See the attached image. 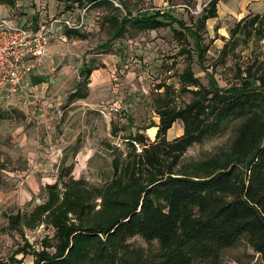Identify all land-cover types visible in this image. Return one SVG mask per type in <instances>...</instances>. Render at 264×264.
Listing matches in <instances>:
<instances>
[{
  "label": "trees",
  "instance_id": "16d2710c",
  "mask_svg": "<svg viewBox=\"0 0 264 264\" xmlns=\"http://www.w3.org/2000/svg\"><path fill=\"white\" fill-rule=\"evenodd\" d=\"M16 1L0 3L13 8ZM84 1L66 0L65 5L71 8V3ZM88 1L112 6L109 0ZM220 1H210L191 25L169 12L133 17L125 11V16L111 17L113 38L121 37L129 24L141 32L169 26L175 36L193 38L202 60L206 48L200 32L218 17ZM76 30L63 32L72 37L78 35ZM239 38L264 40V15H248L235 24L225 55L231 41ZM184 52L192 56L190 49ZM93 69L84 65L80 70L84 79L71 100L86 97L83 89ZM241 74L239 83L227 88L210 75L206 89L186 71L181 76L186 86L200 88L193 92L195 99L183 107H170L162 99L159 124L151 125L158 128L154 141L141 132L145 127L124 137V149L108 145L114 149L112 175L102 185L62 170L57 181L45 187L42 203L5 214V231L20 234L23 246L0 264H19L18 255L34 256L33 264H220L222 253L244 236L264 260V60H256ZM169 93L167 89V97ZM232 119L242 123L229 152L182 166L189 148L220 133ZM178 121L183 134L168 140L167 133ZM128 122L133 123V117L128 115ZM119 132L113 127L114 137ZM40 226L55 230L56 243L45 240L37 251L25 231ZM136 237L147 247H135L131 240Z\"/></svg>",
  "mask_w": 264,
  "mask_h": 264
},
{
  "label": "rangeland",
  "instance_id": "374dc122",
  "mask_svg": "<svg viewBox=\"0 0 264 264\" xmlns=\"http://www.w3.org/2000/svg\"><path fill=\"white\" fill-rule=\"evenodd\" d=\"M109 1L112 6L85 0L66 8V0H17L12 8L11 15L18 22H33L34 27L69 17L79 28L78 35L72 37L65 31L62 35L55 30L51 33L39 68L42 81L35 94L29 95L33 97H28V104L18 99L0 103V260L14 256L23 246L20 234L5 231V214L29 211L42 203L45 187L54 184L62 170L69 169L70 177L102 185L112 175L114 149L108 145L124 149V137L145 127L141 132L154 141L158 128L151 125L159 124L162 99H167L170 107H183L195 99L193 92L200 88L186 86L181 79L186 71L193 73L203 88L209 87L210 75L227 88L239 83L240 71L244 75L248 66L264 60V40L245 42L239 38L231 41L226 55L223 52L238 21L248 15H264V0H226L221 4L218 20H209L207 30L200 32L201 45L206 48L202 60L197 57L193 38L175 36L169 26L141 32L129 24L121 37L113 38L110 20L125 16V11L133 17L169 12L191 25L202 15L207 0ZM4 7L0 3V9ZM185 49H190L192 56ZM84 65L97 69L83 89L86 97L71 100L84 79L80 77ZM128 115L133 123L128 122ZM241 123V119L228 120L220 133L193 145L182 166L229 152ZM115 126L120 129L117 137L112 134ZM182 134L183 124L178 121L167 139ZM25 235L37 251L43 249L45 240L56 243L55 230L49 226L27 230ZM131 243L147 247L139 237ZM17 259L22 260L19 264L34 263L32 255H18ZM220 264H264V260L244 236L222 253Z\"/></svg>",
  "mask_w": 264,
  "mask_h": 264
},
{
  "label": "built area",
  "instance_id": "2783aa9c",
  "mask_svg": "<svg viewBox=\"0 0 264 264\" xmlns=\"http://www.w3.org/2000/svg\"><path fill=\"white\" fill-rule=\"evenodd\" d=\"M77 29L71 18L54 19L49 26L21 24L14 17L0 16V103L18 99L28 104L31 76L40 67L54 30Z\"/></svg>",
  "mask_w": 264,
  "mask_h": 264
},
{
  "label": "crops",
  "instance_id": "0c3cea01",
  "mask_svg": "<svg viewBox=\"0 0 264 264\" xmlns=\"http://www.w3.org/2000/svg\"><path fill=\"white\" fill-rule=\"evenodd\" d=\"M210 1H212V0H207V2H206V4H208ZM226 0H221L220 2H219V4H218V14H219V17H220V12H221V10H220V8H219V6L221 5V4H223L224 2H225ZM3 5V4H2ZM5 6V5H4ZM9 14V15H8ZM11 14H13V12H12V8L11 7H9V6H6V7H4V8H2V9H0V16H2V15H8V16H6V17H13ZM34 14V13H33ZM15 19V18H14ZM215 19H217L218 20V17L217 18H215ZM16 20V19H15ZM210 20H213V19H210ZM17 21V20H16ZM209 21V20H208ZM20 23L21 24H24V22L23 21H20ZM27 24V23H26ZM26 24H24V25H26ZM31 24H34L33 22H31ZM41 25V24H40ZM40 25H38V26H40ZM37 25H36V27L35 28H37L38 27ZM33 27H34V25H33ZM57 31V30H56ZM60 31V35H62V33H63V30H59ZM40 68V67H39ZM39 68H37L35 71H34V73L32 74V76H31V82H32V86H31V88L29 89V92L31 93V94H35L34 92H36L37 90H38V85L41 83V82H38V76L40 75V72H39ZM41 79V78H40ZM41 81V80H40Z\"/></svg>",
  "mask_w": 264,
  "mask_h": 264
}]
</instances>
